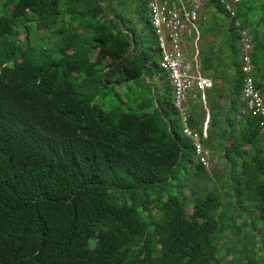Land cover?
Wrapping results in <instances>:
<instances>
[{
    "label": "trees",
    "instance_id": "1",
    "mask_svg": "<svg viewBox=\"0 0 264 264\" xmlns=\"http://www.w3.org/2000/svg\"><path fill=\"white\" fill-rule=\"evenodd\" d=\"M233 1L204 0L206 136L187 122L220 171L184 134L150 0H0V264H264V118L241 100L239 35L264 96V0L234 5L239 29Z\"/></svg>",
    "mask_w": 264,
    "mask_h": 264
},
{
    "label": "built area",
    "instance_id": "2",
    "mask_svg": "<svg viewBox=\"0 0 264 264\" xmlns=\"http://www.w3.org/2000/svg\"><path fill=\"white\" fill-rule=\"evenodd\" d=\"M199 0H150L148 16L151 29L156 37L158 48L161 51L159 66L167 75L172 88L173 106L179 114L184 128V134L196 142L195 153L202 156L203 148L199 143V136L187 127L189 106L197 102H206L205 91L212 86L209 79L201 75L200 62L197 59L189 60L185 50L186 39H193L197 35L199 15L197 5ZM239 0L224 3L228 19L240 28V21L236 19L234 5ZM240 44L242 46V67L244 74L241 89V100L245 105V112L256 118H264V96L255 86L252 77L253 65L251 62L252 42L247 30L239 29ZM264 122L260 123L262 127ZM204 137L206 132L204 130Z\"/></svg>",
    "mask_w": 264,
    "mask_h": 264
},
{
    "label": "crops",
    "instance_id": "3",
    "mask_svg": "<svg viewBox=\"0 0 264 264\" xmlns=\"http://www.w3.org/2000/svg\"><path fill=\"white\" fill-rule=\"evenodd\" d=\"M199 22H200V19H199ZM199 22L197 26L198 30H197L196 37H194L193 39L185 40L184 50L189 60L197 59L200 62L201 75L204 78L209 79L213 85L214 81H212L210 74L212 73V71H214V69H210L207 72L203 71V62H202V59L204 60L206 58H213V55L209 47V43L211 42L212 38L208 32H205V34H203L204 36H202ZM212 52L215 53V49ZM220 84H221V81L216 80L215 87L218 88ZM211 90H212V86L205 91V96H204L205 100H206V95L210 94ZM190 115H192L193 117L194 116L199 117L203 130L206 131L208 127V123H209V118H210V111L206 107V102L205 104L202 101L197 102L195 104H191L189 106V116Z\"/></svg>",
    "mask_w": 264,
    "mask_h": 264
},
{
    "label": "rangeland",
    "instance_id": "4",
    "mask_svg": "<svg viewBox=\"0 0 264 264\" xmlns=\"http://www.w3.org/2000/svg\"><path fill=\"white\" fill-rule=\"evenodd\" d=\"M200 2H198V5H197V9H198V15L200 16V22L203 21L205 26L209 25L212 21V18L213 16H215V12L212 10V9H207L205 6H204V0H199ZM39 31H42V30H39ZM148 29L147 28H144V35L149 38L148 36ZM35 36H33L34 38ZM32 38V39H33ZM32 39H31V42H32ZM149 40V39H148ZM253 45V44H252ZM152 85L154 86H158V84L156 83V77H154V80L152 81ZM131 90H129V88L127 87H123V88H116L115 91L118 92L124 99V101H128L129 102V96L131 98H137L138 97V94H139V91H138V88L137 87H133V88H130ZM107 102H111V98H109L107 101H106V106L105 108L108 107V103ZM135 106V105H134ZM174 120H176V117H174ZM203 152H204V147H203ZM206 155H204V158H205V164L208 165V166H213L214 168H217L218 170H222V164L221 162H218V160L216 161V157L213 156V158L207 163V158L205 157ZM188 213H191L192 210L190 209L189 211H187ZM242 223V220H237V224L240 225ZM228 237L230 238V234H228ZM234 242H231L230 245L233 246L234 245V248H238L239 246H236L235 244H233ZM232 257V255H229L227 260H230Z\"/></svg>",
    "mask_w": 264,
    "mask_h": 264
}]
</instances>
